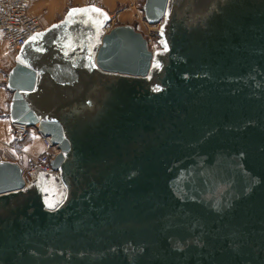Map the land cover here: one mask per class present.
Returning a JSON list of instances; mask_svg holds the SVG:
<instances>
[{"label":"water","instance_id":"1","mask_svg":"<svg viewBox=\"0 0 264 264\" xmlns=\"http://www.w3.org/2000/svg\"><path fill=\"white\" fill-rule=\"evenodd\" d=\"M73 9L7 74L58 153L0 160V264H264V0H144L155 52Z\"/></svg>","mask_w":264,"mask_h":264},{"label":"crops","instance_id":"2","mask_svg":"<svg viewBox=\"0 0 264 264\" xmlns=\"http://www.w3.org/2000/svg\"><path fill=\"white\" fill-rule=\"evenodd\" d=\"M143 0H98L99 8L109 19L110 27L115 25H131L135 28L142 27L145 23L142 11ZM89 0H33L29 6V13L38 16L43 28L60 21L66 13L73 8L89 5ZM16 52L7 48L4 38L0 34V155L13 156L11 121L9 117V103L11 91L6 87L7 74L13 66L12 59L15 60ZM29 130V129H28ZM43 141L41 135L30 127L29 135L22 139L19 146L24 151L25 156L16 158L22 163L28 162L29 157H36L43 152ZM9 161V160H8Z\"/></svg>","mask_w":264,"mask_h":264},{"label":"built area","instance_id":"3","mask_svg":"<svg viewBox=\"0 0 264 264\" xmlns=\"http://www.w3.org/2000/svg\"><path fill=\"white\" fill-rule=\"evenodd\" d=\"M33 0H0V34L3 35L7 48L12 52H18L22 46L36 33L42 31L44 28L38 16L29 13V6ZM90 4L99 7L98 0H89ZM158 24V23H157ZM161 25V24H159ZM105 30L107 32L111 27L110 23H105ZM160 26L158 29L151 31L150 36L158 37ZM152 30V29H150ZM151 43V41H149ZM151 51L155 52L161 48V44L156 39L152 43ZM148 46V42H147ZM158 47V48H156ZM13 156L22 158L25 156L24 151L21 150L19 144L27 135L29 127L18 122H11ZM43 152L36 157H29L28 169L23 174L25 182L29 183L38 172L53 173L50 161L58 153V149L51 142L48 136H42ZM55 173V172H54Z\"/></svg>","mask_w":264,"mask_h":264},{"label":"rangeland","instance_id":"4","mask_svg":"<svg viewBox=\"0 0 264 264\" xmlns=\"http://www.w3.org/2000/svg\"><path fill=\"white\" fill-rule=\"evenodd\" d=\"M143 3H144V0L142 1V4ZM135 29L143 34V36L146 38V40L148 42V48L151 50L152 46H154L152 43L155 42L156 39L158 40V37H154V36L151 37L150 36V33H151V31L157 29V24H150V23H148L145 20V23H143V26L142 27H139V26L137 27V25H135ZM150 29H152V30H150ZM149 41H151V43ZM153 48H155V46ZM13 59H12V62H11V63H13L12 65H14V63H15V61ZM29 131L30 130H28V135H29ZM14 157L11 156V155L10 156H8V155L7 156L0 155V160H9V161L14 160V161H17L18 163H22L20 160H17ZM28 158H29V156H28ZM21 167L23 169V174L26 173V171L28 169V164L27 163H24V164H22Z\"/></svg>","mask_w":264,"mask_h":264},{"label":"snow or ice","instance_id":"5","mask_svg":"<svg viewBox=\"0 0 264 264\" xmlns=\"http://www.w3.org/2000/svg\"><path fill=\"white\" fill-rule=\"evenodd\" d=\"M85 11H89L88 9H80V10H77V9H71V10H69V13H68V17H71V16H73L74 14H77V13H79V12H85ZM91 11H96V12H99L100 10L99 9H91ZM66 19H67V17H66ZM53 27H57V25H53ZM37 35H39V34H37Z\"/></svg>","mask_w":264,"mask_h":264},{"label":"bare ground","instance_id":"6","mask_svg":"<svg viewBox=\"0 0 264 264\" xmlns=\"http://www.w3.org/2000/svg\"><path fill=\"white\" fill-rule=\"evenodd\" d=\"M159 24H161V22H159L158 24H157V29H158V27L160 26ZM105 30V27H104V29H103V31ZM2 37H3V35H1ZM4 38V37H3ZM156 48H158V47H156ZM157 51V50H156ZM11 131H13V127L11 126Z\"/></svg>","mask_w":264,"mask_h":264},{"label":"trees","instance_id":"7","mask_svg":"<svg viewBox=\"0 0 264 264\" xmlns=\"http://www.w3.org/2000/svg\"><path fill=\"white\" fill-rule=\"evenodd\" d=\"M29 130H30V127H29Z\"/></svg>","mask_w":264,"mask_h":264}]
</instances>
